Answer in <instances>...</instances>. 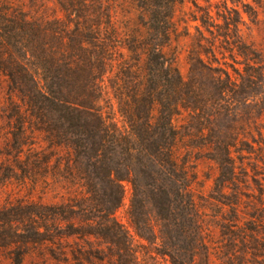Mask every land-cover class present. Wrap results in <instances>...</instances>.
Masks as SVG:
<instances>
[{"label": "trees", "instance_id": "16d2710c", "mask_svg": "<svg viewBox=\"0 0 264 264\" xmlns=\"http://www.w3.org/2000/svg\"><path fill=\"white\" fill-rule=\"evenodd\" d=\"M51 1L64 18L34 19L20 0H0V84H6L0 117L13 147L27 145L29 117L50 148L70 149L73 158L62 177L69 186L84 190L93 203L73 207L99 213L105 221L101 236L114 244L123 231L114 214L123 204L127 182L132 191L128 214L137 236L150 243L139 231L143 226L154 231L151 219L157 218L162 223L158 239L170 264H216L214 256L221 254L220 264H264V191L257 205L245 211L243 197L254 196L244 192L242 179L249 175L243 168L244 152L258 151L257 163L264 166L263 130H257L259 139L252 138L253 144L244 136L251 134L244 127L242 134L210 136L200 143L217 165L211 198L230 212L221 226V248L206 239L187 163L178 154L185 139L174 117L182 112L208 117L205 122L215 128L239 87L227 70L212 66L204 67L209 90L186 82L168 57L175 7L191 0ZM240 52L257 51L243 47ZM261 63L246 82L264 83ZM263 113L264 107L259 126L264 125ZM36 158L39 171L21 177L24 185L32 182L34 191L46 183L40 173L42 151ZM237 161H242L241 168ZM31 207L20 225L24 234L30 227L38 238L47 231L49 210L41 203ZM5 226L14 227L0 216V229ZM139 259L128 232V264H141Z\"/></svg>", "mask_w": 264, "mask_h": 264}, {"label": "rangeland", "instance_id": "374dc122", "mask_svg": "<svg viewBox=\"0 0 264 264\" xmlns=\"http://www.w3.org/2000/svg\"><path fill=\"white\" fill-rule=\"evenodd\" d=\"M20 4L34 19L64 18L58 5L51 0H20ZM243 47L257 52H240ZM165 51L169 58L175 60L184 80L195 82L203 89L209 90L210 79L204 71L205 66L227 70L233 79L238 80V95L227 100L232 105L231 111H227L229 104H225L228 108L221 111L215 120V128L205 122L208 117H192L189 112L174 117V124L185 139L178 154L180 161L187 163L192 193L203 214L206 239L211 245L221 248L224 244L221 226L226 223L224 219L229 218L230 212L228 207L211 198L218 170L200 143L210 140V136L242 134L240 128L244 127L246 133L251 132L244 136L253 144L252 138L259 139L257 130L264 132V125L259 126L257 121L264 107V83L245 81L248 75L254 74L252 70L259 66V62L264 66V0H191L178 4L174 11L171 41ZM4 86L6 88V84H0V94ZM1 108L0 102V115ZM107 112L111 113V110ZM115 118L121 125L118 114ZM25 122L27 145L18 150L13 147V137L6 134L9 131L4 129L6 124L0 117V209L3 211L0 216L14 226L0 229V264H128V232L141 264H170L158 239L162 223L157 218L151 219L154 231L144 226L139 231L150 239V243L137 236L128 214L132 191L127 182L124 183L123 204L114 214L116 223L123 230L122 234L118 233L114 244L101 236L105 221L99 213L83 212L73 207L93 204L86 200L84 190L69 186L62 177L64 166L73 158V152L66 147L50 148L44 134L35 130L33 120L27 117ZM247 122L249 128L245 125ZM255 122H258L257 126ZM261 147L264 148L263 145ZM257 149L259 147L255 146ZM40 151L44 161L40 173L46 183L34 191L32 182L27 181L24 185L21 177L39 171L35 163L36 154ZM243 155L246 156L243 168L249 172L248 177H242L246 182L244 192L254 196V199L243 197L247 211L257 205L264 191V166L257 163L258 151L251 155L244 152ZM237 166L241 168L242 161H237ZM34 203H41L49 210L45 221L47 231L43 229V235L38 238L33 236L35 230L30 227L24 234L20 225ZM55 213L60 215L55 216ZM35 239L38 241L33 242ZM214 259L216 264L224 260L222 254L214 256Z\"/></svg>", "mask_w": 264, "mask_h": 264}]
</instances>
